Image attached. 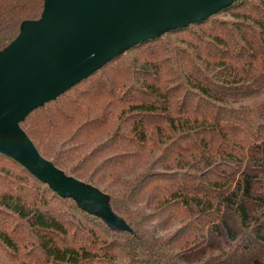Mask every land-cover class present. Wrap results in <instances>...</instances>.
I'll return each mask as SVG.
<instances>
[{
    "label": "trees",
    "instance_id": "1",
    "mask_svg": "<svg viewBox=\"0 0 264 264\" xmlns=\"http://www.w3.org/2000/svg\"><path fill=\"white\" fill-rule=\"evenodd\" d=\"M45 0H0V49ZM21 126L128 227L0 152V264H264V0L142 40Z\"/></svg>",
    "mask_w": 264,
    "mask_h": 264
},
{
    "label": "water",
    "instance_id": "2",
    "mask_svg": "<svg viewBox=\"0 0 264 264\" xmlns=\"http://www.w3.org/2000/svg\"><path fill=\"white\" fill-rule=\"evenodd\" d=\"M234 1L45 0L41 16L24 20L0 49V152L112 227H128L112 210L109 194L44 157L21 121L132 45L205 19Z\"/></svg>",
    "mask_w": 264,
    "mask_h": 264
}]
</instances>
